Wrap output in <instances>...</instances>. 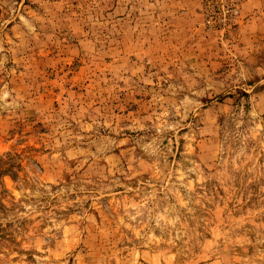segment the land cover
Here are the masks:
<instances>
[{"label":"rangeland","instance_id":"obj_1","mask_svg":"<svg viewBox=\"0 0 264 264\" xmlns=\"http://www.w3.org/2000/svg\"><path fill=\"white\" fill-rule=\"evenodd\" d=\"M0 264H264V0H0Z\"/></svg>","mask_w":264,"mask_h":264}]
</instances>
